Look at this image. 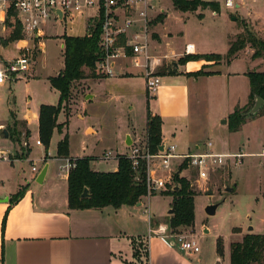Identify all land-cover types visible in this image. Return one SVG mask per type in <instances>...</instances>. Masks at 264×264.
<instances>
[{
    "label": "crops",
    "instance_id": "0c3cea01",
    "mask_svg": "<svg viewBox=\"0 0 264 264\" xmlns=\"http://www.w3.org/2000/svg\"><path fill=\"white\" fill-rule=\"evenodd\" d=\"M253 1H258L259 4L257 6H247L245 12H238V16L235 15L236 13H232L233 15L230 14V21L235 20L239 22L241 20V25L239 24L240 27L238 30L235 29L230 34H227L228 49L230 42L239 33H242L244 23H248L250 29L254 27L256 31L264 32V0ZM155 3L158 11L157 15L154 12L153 19L159 17V0H156ZM170 3L172 7L169 4V8L165 6L160 8V12L165 14L163 22L159 23L158 20L156 25L152 22V35L149 45L152 54L161 57L166 56L163 64L159 68L165 66V60L171 58V55L177 56L178 62L172 63L176 72L172 71L159 74L161 83L158 89L152 94L151 103L153 106H150L149 112L152 115L159 116L162 120V144L166 146L176 144V152L186 153L203 145L200 137H196L190 133V127L196 122L197 116H199L194 111L197 108L199 110V106L203 101L200 85L206 83L210 86L211 90L216 89V91L225 95V103L227 104L222 108V112L219 113V118L221 124L230 132L231 130L228 126L229 115L237 107L245 105L249 100L251 86L247 72L252 70L264 71V66H261L262 59L252 57L254 49L249 44L240 50L230 61L223 58L219 63L206 59L190 60L186 63L179 62V59L185 54L206 53L204 50H199L197 44L192 41H188L179 47L173 46L171 42L166 41L172 38L173 35L168 25H166L171 11L175 13L183 12L187 14L184 17L188 18V13L190 12L177 10L171 0ZM240 7H242V3L238 8ZM207 11H210L213 17H218L221 22H228V17L226 14L224 16L221 6L219 12L207 8L201 11H194L192 14L202 20L205 19ZM76 20L86 21L87 33L88 19L83 17ZM161 24H163V27L159 29ZM3 28L5 30V26ZM154 33L158 34V37L155 39H153ZM159 33L161 41H159ZM179 33L181 37L185 36V31L181 30ZM47 36L48 33L45 30V35L38 38L40 41L38 46L43 45V54L47 47L44 38H47ZM23 41L25 40L21 42ZM60 41L61 54L63 53V66L56 70V74H54V71L52 74L46 75V84L57 94L56 99L38 100V105L34 106V108L30 106L19 107L16 100L13 103L8 102L5 108L0 107V111L7 110L8 112V116L3 117L0 121V125H3L0 129V149H9L14 157L10 162L0 161L10 163L4 172L0 171V264H222L220 258L214 263V257L210 259L209 257L200 255L199 253L201 251L198 253H185L177 247L171 246L162 235L151 232V230L159 229L160 226L167 230L169 229V225L164 223L163 220H166L167 215L171 214L170 210L172 209L173 196L165 194L164 190L156 193L165 194L170 198L168 202L169 208L164 216H158L152 210L150 199L155 194L150 197L143 196L136 204L124 205L120 208L110 206L103 208H70L68 203L69 170L65 169V172L60 174L58 190L51 192V189L56 187V183H53L48 178L50 172L49 158L51 157L49 156V148L47 158L45 156V150L44 156L39 158V160H31V171L34 180L42 186L46 185L48 190H50V194L35 195L31 187V182H23L21 173L18 170L15 171V163L30 160V157L21 159L15 156L16 145L11 144L12 139L9 133V129L15 133L12 127L11 115H14L19 122L25 123L26 128L30 130L31 139L35 132L39 137L40 106L42 104L56 105L60 97L59 91L53 88L49 81V77L57 75L64 67V39L60 38ZM163 41H165V46L161 48L163 52L159 54V43L161 42L162 44ZM187 43L194 44L192 51L186 52ZM209 53H220L225 56L227 52L221 53L214 51ZM239 61L242 63L235 65ZM201 69L209 74H194ZM115 71L114 80L117 81L112 86L117 92L120 89L119 83L124 86L129 81L139 78H143L145 81L143 69L136 66L131 59H124L121 62L118 61ZM159 71L160 69H158V73ZM39 73H41L40 66L32 70L30 76H25L20 79L24 78L27 84H29L30 77H39ZM105 78L90 83L91 93H87L85 99L91 100L84 103V113H87L89 104L95 97V93L91 88L93 83H99ZM17 81L18 79L0 84V92L12 88L16 89L18 87L16 84ZM28 91H30V88H28ZM231 92L233 93V101L229 104L228 98ZM147 93L149 94L148 91ZM26 103L27 105L30 103L29 98L26 100ZM84 113L82 116L79 114L77 116L83 118ZM251 119L255 121L257 126L253 125V131L249 133L247 127ZM223 120H226V122L223 123ZM32 121L35 122V128L31 126ZM147 122L148 116L143 127L139 128L133 125L131 130L128 129L125 131L123 147L115 153L116 155H127L131 152L132 147L139 139L146 136ZM58 123L61 126L56 128L54 132L57 130L62 135L61 140L67 133L64 130L65 124L59 122V116ZM5 129L7 130L8 137H5ZM89 129L93 131L89 132ZM86 132L96 133L97 129L92 125H88ZM242 132L245 133H243L242 140L240 139L237 145L231 143L227 149H217L223 152H234L245 149L243 151L248 154L246 157L255 158L248 162L245 170L253 173L254 178L257 179L258 186L250 194L245 205H236L231 211L232 223L230 229L237 240H231L230 245L233 241L241 240L248 232L264 234V154H259L264 152V114H258L248 119L239 130L233 133L242 134ZM128 136L131 137V144L127 143ZM33 141L30 151L34 145L44 147V145H37L35 143L36 140ZM109 151L105 147H98L93 149L91 153L81 156H72L69 154L68 157H60L57 154L56 157L65 160L66 164V159L75 157L83 158L92 155L94 159L91 161V167L94 170L116 171L118 169V157L103 158ZM157 163L160 171L163 174H167L165 177H168L169 185L173 183L170 176L182 164V159H172L171 171L165 170L160 166L159 161L155 159V164ZM46 164L48 165L47 173L43 182L40 183L37 181V178ZM33 165H37L39 168L38 172L33 171ZM190 171V168H185L181 171L180 175L188 178L186 174H189ZM233 171L234 168L231 169L232 173L230 175L233 181V185L230 186L233 187V190L226 192L225 189L229 186L227 185L224 191L222 190L220 192L225 195V200L231 194L236 197L238 195L237 188L239 181H234ZM22 186H25L23 195L11 205L10 199L17 194ZM175 187L177 186L175 185ZM203 191V193L208 194L209 191L213 192V189L206 187ZM199 194L202 193L199 191L196 197ZM147 199L148 201L146 202ZM237 201L239 200L237 199ZM235 203L238 202H233V204ZM250 227L253 230H249ZM189 228L193 230L194 236L195 227L191 226ZM205 231L209 232V230ZM143 250H145V253H143Z\"/></svg>",
    "mask_w": 264,
    "mask_h": 264
},
{
    "label": "rangeland",
    "instance_id": "374dc122",
    "mask_svg": "<svg viewBox=\"0 0 264 264\" xmlns=\"http://www.w3.org/2000/svg\"><path fill=\"white\" fill-rule=\"evenodd\" d=\"M218 2L223 9L224 16L226 14L228 17V22H221L218 17H213L210 11L206 12L205 19L200 20V18L192 14V11L188 13V18L184 17L187 14H184L183 12L182 13L184 15L180 12L175 13L170 10L171 13L168 17L166 25H168V28L173 35L172 38L166 41H169V43L171 42L172 45L176 47H179L188 41H192L197 44L199 50H204L206 54L214 51L221 53L227 52V34H230L235 29L238 30L241 25V20H239V22L235 20L230 21V17L233 15L232 13H236L235 15L238 16V12H245L247 6H257L259 2L245 0L242 2V7L232 9L225 7V0H218ZM169 4L172 7L170 0H159V18L153 19L152 22H154V25L158 23V20L159 23L163 22L165 14L160 12V8L164 6L169 8ZM201 10L204 9L199 7L198 11ZM157 11L158 8L155 10V15H157ZM245 24L249 28L248 23H244L242 32L248 29L245 28ZM4 26L5 30L3 28ZM161 27H163V24L160 25L159 29H161ZM45 30L47 31L48 36L47 38H44L47 47L45 53L43 54L42 51L38 49V44L40 42L38 38H30L22 29L23 38L11 41L8 39L11 28L8 25L6 27V25L0 23V42L2 43V46L0 47V56H3L4 58H13L18 56L19 53L31 54L33 61L26 76H30V72L37 67L40 66L41 68L39 77H30L29 84H27L24 78L20 80L18 79L16 82L18 87H16V89L12 88L0 92V107L5 108L8 102L13 103V101L16 100L19 107L30 106L31 108H34V106L38 105V100H48L51 98L56 99L57 94L48 86V84H46V75L52 74L54 71V74H56V70L63 66V53L61 54L60 38H62L64 34L72 36L84 35L86 33V21L75 20L61 22L52 20L46 25ZM181 30L185 31L184 37H181L179 33ZM252 32L255 36L264 40V32L256 31L254 27ZM156 37H158V34L154 33L153 39ZM22 40L25 41L21 42ZM159 41H161L160 33ZM159 44L161 46H159V54H161L163 52L161 48H164L165 41H163L162 44L161 42ZM27 47H29L31 50L26 51ZM170 57L171 58L168 60H165V66L159 68L161 73L163 71L169 72L173 68L172 63L178 62L177 56L171 55ZM257 58L262 59L261 66H264V50L261 56ZM121 60L123 61L124 59ZM121 60L119 62H121ZM221 60L222 59H213L210 61L219 63ZM241 61L236 62L235 65H237V63H242ZM85 69L87 73H91L88 68ZM96 73L99 76H90L75 82L76 85L73 89V95L70 100L72 113L69 116V122L66 123L67 119L64 110H62L59 114V122L65 124L64 130L68 134L69 153L72 156H81L83 154L91 153L93 149L98 147H105L107 151L111 150L112 153H117L118 150L120 151L123 147V136L125 131L128 129L131 130L133 125L139 128L143 127L148 116L149 108L150 106H153L151 103L153 92H150L149 94L147 93L146 79L145 81L143 78L129 81L127 85L124 84V86L119 83L120 89L117 92L112 86V84L116 83L117 81L114 80V76L107 77L106 75L103 76V74L98 72ZM101 78L105 79L99 83H93L91 87L95 93V97L89 104L87 113H84V103L88 100H91L85 99V95L87 93H91L90 83L99 81ZM203 85H200L203 101L199 106V110L197 108L194 111V113L196 115L199 114V116H197L198 118L196 122L190 127L191 135L200 137L203 144L208 139L212 140L215 144V148L219 150H223V148L227 149L231 143L237 145L239 140L242 138L243 133L245 132H242V134H235L233 133L235 131H230V133L225 128V126L221 124L219 118V113L222 112V108L226 106L225 104H227L225 103V95L216 91V89L211 90L210 86L206 83ZM28 88H30V91H28ZM28 98L30 99V103L27 105L26 100ZM257 98L254 99L251 104L248 100L245 105L239 107L242 109L241 113L245 115L246 121L258 115V113L261 112L262 108L264 107L263 102L262 106L258 110L255 109ZM232 101L233 93L231 92L229 93L228 98V102H230L229 104H231ZM83 113V118H79V116H77V114L82 116ZM7 116V110L0 111V121L3 117ZM249 121L250 122H248L249 125L247 129L250 133L253 131V125H257L253 119ZM22 123L24 125H18L20 135L15 133V137L12 139L11 144L14 146L16 145V157L21 159L30 157V160L15 163L14 169L15 171L18 170V172L21 173L23 182H31V187L35 192V195H48L50 194L48 187L46 185L42 186L38 184L34 180V176L32 175L31 171V160H39V158L43 157L46 146L44 144V147L34 145L33 149L30 151L32 140L35 141L39 137L35 132L33 133V138L31 139L30 135H27L25 123ZM88 125L94 126L97 129V132H86V127ZM31 126L32 128H35L34 121H32ZM92 131V129H89V132ZM61 136L62 135H60V133H58L56 130L53 133L49 144V156L51 157L49 158L50 172L48 178L53 183H56V187H53L51 192L58 190L61 176L60 174L65 172V169H63L65 160L56 157L58 142ZM23 140H27L29 142V146H23V143L21 144ZM90 157H92V155ZM76 159L77 157L72 158L71 160L76 162ZM252 159L255 158L245 157L243 163L234 168L233 179L234 181H239V186L237 188L238 195L236 197L231 194L227 200L220 204L216 214L212 216L206 213L205 208L210 203L220 202L224 199L225 195L221 194L220 192H222V190L224 191L225 186L233 185V181L230 176L232 173L231 169L225 168L213 171L207 180H198L196 172L192 170L189 172V174H186L191 182V186L197 192L200 191V193H202L196 197L194 224L195 233L193 236V230H191L189 227L183 226L178 230H175L176 232L169 228L168 233L183 234L189 238L195 239L201 248V252L199 253L200 255L209 257L210 259L214 257V263L218 258H220L222 264H230V242L231 240H237L236 237L233 236V233L230 229L232 223L231 211L236 205H245L250 194L254 192L258 186L257 179L254 178L253 173L251 171L245 170L248 162ZM7 165H10V163L0 162V171L4 172L7 169ZM149 168L151 170H157L156 176L165 177L167 175L166 173L163 174L160 171L158 163H153ZM170 185H172V183ZM206 187H208V189L212 188L213 192L210 194L203 193V190ZM21 188H25V186H22ZM162 191L163 190H155L151 188L152 193L148 192L147 195L144 196L150 197L155 194L151 197L150 203L152 210L156 212L158 216H164L169 208L168 202L170 201V198L165 194H156ZM237 199L239 201H237ZM147 201L148 199L146 202ZM233 202L238 203L233 204ZM171 214H168L166 217L167 219L163 220L164 223L168 224V219ZM205 230H209V232H206ZM219 238L222 240L221 251L218 250ZM143 253H145V250H143Z\"/></svg>",
    "mask_w": 264,
    "mask_h": 264
},
{
    "label": "trees",
    "instance_id": "16d2710c",
    "mask_svg": "<svg viewBox=\"0 0 264 264\" xmlns=\"http://www.w3.org/2000/svg\"><path fill=\"white\" fill-rule=\"evenodd\" d=\"M176 9L181 11H197L211 8L213 11H220L218 1L210 0H172ZM159 18V17H158ZM11 28L8 39L19 40L23 38L22 25L16 18V13L11 10L5 23ZM101 18L90 20L88 32L83 36H72L64 34V67L54 76L49 77L53 88L60 93L59 101L56 105L42 104L39 111V138L46 146V158L48 148L54 130L59 128L58 116L62 110L66 114V123L69 122L71 114V97L77 80L86 77L99 76L96 73V62L100 58L101 49L99 46L101 34ZM246 25V24H245ZM248 28L247 25L245 27ZM246 32V33H244ZM239 33L230 42V47L225 56L220 53L207 54H185L179 62L186 63L196 59H227L230 61L236 54L244 49L248 44L254 49L253 58L260 57L264 50V40L258 38L248 28ZM123 42V39L121 40ZM88 68L91 73H87ZM176 72L173 68L169 72ZM162 73H165L163 71ZM158 74H161L159 71ZM195 75L209 74L203 69L194 73ZM251 91L249 95L250 104L254 99L260 97L264 100V71H248ZM104 76V75H103ZM241 108L237 107L228 117V126L231 131H237L246 122V117L241 113ZM258 114H264V107ZM12 127L15 133L20 135L19 122L14 115H11ZM26 128V127H25ZM10 137L13 139L15 133L9 129ZM18 135V136H19ZM27 135L30 130L27 129ZM19 141L18 139H16ZM146 141L150 152L156 153L160 150L162 143V120L157 115L148 113ZM57 154L60 157L69 156L68 134L58 142ZM93 157L86 156L76 159L75 167L71 168L68 175V203L70 208H120L124 205H134L148 193L147 188V165L146 160L139 161L138 171L133 169L132 160L127 155L118 156V169L116 171H96L91 167ZM187 167L183 162L173 173L174 185L165 194L173 196V213L169 216L168 225L172 231L176 232L180 227H191L195 224V197L198 192L191 186L190 180L181 176L180 173ZM177 183V184H176ZM175 185L177 188H175ZM85 188L89 190L88 197H82ZM25 188H21L15 196L10 199L12 205L24 193ZM222 240L218 239V250H222ZM230 264H264V234L248 232L241 240L233 241L230 245Z\"/></svg>",
    "mask_w": 264,
    "mask_h": 264
},
{
    "label": "built area",
    "instance_id": "2783aa9c",
    "mask_svg": "<svg viewBox=\"0 0 264 264\" xmlns=\"http://www.w3.org/2000/svg\"><path fill=\"white\" fill-rule=\"evenodd\" d=\"M243 1L245 0H225V7L238 8ZM155 2L156 0H0V23L5 25L8 13L13 10L23 31L30 38H40L45 35V27L52 20L67 22L85 17L89 25L90 20L101 18L99 41L101 54L96 62V72L114 76L116 63L121 59H131L136 66L143 69L147 91L154 93L161 83L158 69L166 57L150 52L151 26L157 8ZM193 48V43L186 44V52L192 51ZM38 49L42 51L43 45L38 46ZM30 50L29 47L26 48V51ZM32 61V55L29 53H19L13 58L0 56V84L25 77L31 68ZM1 126L3 125H0V128ZM35 143L43 146L40 138H37ZM23 146H29V142L25 140ZM176 148V144L164 145L163 150L152 153L145 136L140 138L127 154L136 171H138L139 161L146 160L148 192L152 193L151 188L166 191L174 185V183L169 185L168 177L156 176V171L149 168L155 163V159L159 161L161 167L171 171L172 159L181 158L182 163L187 164L186 168L196 172L198 180H207L211 172L235 168L242 164L248 155L242 149L234 152L219 151L210 139L206 140L202 147L186 153H178ZM259 154L263 155L264 152ZM118 156L119 154L109 151L103 158ZM13 159L9 149H0V161L10 162ZM75 165L76 162L66 159L63 169L70 170ZM32 169L34 172L39 171L37 165H33ZM172 176H170L171 179ZM151 232L162 235L171 246L185 253L201 251L195 239L183 234L168 233V230L161 226Z\"/></svg>",
    "mask_w": 264,
    "mask_h": 264
},
{
    "label": "water",
    "instance_id": "95a60500",
    "mask_svg": "<svg viewBox=\"0 0 264 264\" xmlns=\"http://www.w3.org/2000/svg\"><path fill=\"white\" fill-rule=\"evenodd\" d=\"M176 65H177V63H176ZM263 102H264V100H263L262 98L258 97V98H257L256 105H255V109L258 110V109L262 106ZM225 122H226V120H223V123H225ZM4 132H5V137H8V135H7V130H6V129L4 130ZM127 143H128V144H131V137H130V136H128ZM163 148H164V145L162 144V145L160 146V150H163ZM47 169H48V165L46 164V165L43 167V169L41 170V172L39 173V175H38V178H37V181H38V182H40V183L43 182V179H44V177H45V175H46V173H47ZM175 188H177V187H175ZM232 190H233V187H231V186H228V187H226V189H225L226 192H230V191H232ZM211 192H212V191H209L208 193H211ZM88 196H89V190H88V188H85L84 191H83V193H82V197H88ZM6 200H8V199H6ZM223 201H225V197H224V199H223L222 201H220V202H216V203H210V204H208L207 207L205 208L206 213H207L208 215H215L216 212H217L218 207L220 206V204H221ZM172 212H173V208L170 210V213H172ZM249 230H253V228L250 227Z\"/></svg>",
    "mask_w": 264,
    "mask_h": 264
}]
</instances>
